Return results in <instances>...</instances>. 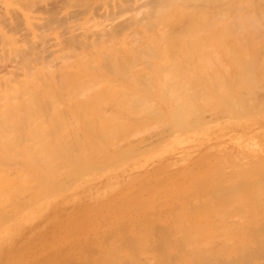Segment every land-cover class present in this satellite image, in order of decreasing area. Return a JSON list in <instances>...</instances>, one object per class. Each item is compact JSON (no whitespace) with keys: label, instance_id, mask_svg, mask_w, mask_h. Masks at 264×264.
Segmentation results:
<instances>
[{"label":"bare ground","instance_id":"bare-ground-1","mask_svg":"<svg viewBox=\"0 0 264 264\" xmlns=\"http://www.w3.org/2000/svg\"><path fill=\"white\" fill-rule=\"evenodd\" d=\"M53 1L55 2V0H0V219L3 218L4 224L7 222L5 225L9 223L8 220L13 225L15 222L12 221L13 218L16 219V215L24 207L28 210L24 209L25 213L32 210L33 214L36 212L35 216L39 215L45 202L51 200L47 198L51 197V194L54 196L52 192L61 188L58 186L65 187L69 184L72 187L77 184L75 182L80 180L76 177L81 175L82 170L74 177L76 172L68 169L71 168L69 164L73 161V156L77 157L72 162L74 165L78 164L77 168L80 169L81 165L82 169L90 167L89 160L100 155H95L98 148L105 153L104 155H107L110 145L111 151L117 148L123 132L114 130L129 128L126 129L129 133L121 129L128 135H122L124 138L121 136L123 142L118 145V151L115 150L123 151V156L121 152L120 156L114 153L116 157L123 158L124 153L127 156L135 155L149 147L138 142L139 134L144 135L153 128L152 140L156 136L157 140L159 134L166 135L164 130L168 126V129L172 130L174 126H178L176 124L183 127V122H186L188 117L194 118H191L194 120L193 124L198 126L204 123L201 115L199 117V113L202 114L203 111H211L209 114H213L212 118L210 117L213 122L209 128L244 130L260 125L259 121L250 124L249 118L245 116L253 114L255 110L264 111L262 108L264 75L260 74H264L261 72L264 69V0H61L57 7L60 11L57 12L56 9V15L53 9L57 1L54 6ZM215 47L218 50H214ZM219 49L221 53L218 55L215 51ZM185 52H190V56ZM196 53H200L201 56L203 54V58H199L200 54ZM222 53L224 57L221 56ZM197 57L201 62L204 61L202 65ZM224 58L229 60L227 69L230 68L229 64L230 66L233 64L231 73L236 70L235 74L227 72L225 69L227 62L223 61ZM215 61L222 66L224 64L225 71ZM196 62H199V67ZM221 70L225 73L224 76ZM214 71L217 73L212 78ZM210 77L211 81L208 82ZM205 80L208 83L204 84ZM230 81L232 83L236 81L235 86L229 84ZM230 85L234 89L231 87L230 89ZM211 87H216L213 90H218L217 94L220 95L213 92L211 94L208 90V88L212 90ZM209 93L216 96L215 99H219L215 100L211 96V104L209 101L206 103ZM159 95L162 99L158 97ZM153 96L158 97L160 101L168 96L172 99L166 100L172 101L168 103V107L173 103L171 104L173 107L177 104L176 109L174 107L172 112L170 106L167 114V106H164L163 102V107L159 106L158 109V105L161 104L157 99L153 100ZM200 97L206 100L203 101ZM191 98H196V103L198 98L199 108L202 107L200 106L202 101L208 104L209 108L203 105V109H198V105H194V99ZM150 99L151 106L155 105L156 109L151 108ZM157 101L159 104L154 103ZM140 104L145 107V113L142 107V110L139 109ZM194 107L198 109L197 112ZM212 107L215 109L210 110ZM158 110L163 113L165 110L166 114L159 111L160 115H165L164 119L157 112L155 115V111ZM223 110H227L226 113H223ZM258 111L255 113L258 114ZM147 113L150 116L154 115L153 119L148 115L151 122L148 118L147 121L151 124L148 122L146 125L147 121L144 122L143 117L140 119L143 123H139L137 128V118L139 120L142 114ZM136 114L139 117H136ZM127 117L133 118L136 121L135 125L133 124L135 121H130L131 124L129 122L131 119ZM166 117H171L175 125L171 127ZM156 118L164 121L162 124L167 122V126L158 124ZM190 118L187 121L189 125L192 121L189 122ZM155 123L158 128L160 126L159 129ZM193 124L191 127L189 125L184 127L190 129L194 127ZM131 125L134 127L131 128ZM140 125L142 127L150 125L152 128L146 127V131ZM135 127L141 132L143 129V133L135 131ZM154 127L159 130L157 135ZM70 128H73L72 131L74 128H80L79 132L83 128L85 130L83 129V133L80 132L81 135L76 132L74 137V132H71ZM91 128L94 130L99 128V136L96 134L98 131L93 135ZM149 128L151 129L148 130ZM60 129L68 132L69 139L76 138L73 139L74 143L83 140L79 141V146L84 145L81 143L85 140L86 145L91 142L92 146L88 145L90 147L88 149L84 147L86 145L81 149L76 147L78 148L76 151L81 150L79 152L82 154L74 155L75 148L71 154L72 139L69 140L66 133L58 132ZM175 129L181 131L179 127ZM172 130L170 131H176ZM130 132L139 133L138 139ZM171 132L169 134H172ZM130 134L136 138L135 141L132 142L134 138H130ZM169 134L168 137L171 136ZM109 135L114 137L112 143L115 142V138L118 139L116 135L119 136L117 140L119 143L117 141L113 143L114 145L110 143ZM148 137L145 139L151 141V137ZM164 137L166 136L161 138ZM126 138L130 145L135 144L137 140L140 146L137 143L136 146L142 145V148H139L141 151L132 152L135 145L130 148L123 140ZM102 139L108 140L106 147H102L106 152L101 150V146H105L103 143L102 145L95 143L98 145L95 150L92 142V140L101 142ZM145 139L143 141L148 143ZM162 139L158 141L162 142ZM186 139L187 137H184L177 143ZM249 141L247 143H250ZM125 142L127 145L123 146L124 151L121 150V145ZM153 142L157 144V141ZM153 142L148 144L155 145ZM77 143L74 146L78 145ZM19 145L20 147L22 145L23 149L18 148ZM127 146L133 150L129 152V149L127 153L124 148ZM260 146L261 150H264V140L260 142ZM82 148L88 152L93 148L94 155L90 152L91 159L89 153ZM83 151L88 155L89 159H85L88 162L83 160L86 157ZM168 151L166 153H170L171 150ZM59 152L62 155L61 159L69 158L71 154L72 160L69 158L65 162L61 161L58 157ZM162 153L150 150L141 161H132L131 164H126L127 166L124 164L122 168L113 169L103 176L104 178L97 176L98 184L90 183L89 188L79 194L92 195L94 202L100 204L95 209L83 207L81 210L84 219L93 218L92 222H98L107 216L110 218L99 228L78 229L81 232L71 234L68 233L71 230L69 228L66 233L62 229L61 234L50 231L47 238L41 237L33 242L36 237L34 236L30 242L36 245L26 247L24 255H9L10 252L1 251L0 264H264V156L260 154L256 159H240L236 164L227 166L215 165L213 162L214 165L209 171L200 169L198 174L200 172L202 174L197 179L186 182L182 187L168 182L166 186L169 187L166 190L165 187L161 188L160 184L155 186L152 184L151 188L144 187L143 190L135 192L131 190L122 192L123 194H120V191L119 195L107 199L108 195L119 191L116 186L124 179L120 178L121 171L129 168L130 171H136L135 175L148 171L144 165L153 160L155 154L161 157ZM112 154L113 151L108 162L107 160L104 162L106 158H102L105 167L101 165V168L109 166V161L115 157ZM104 155L101 157H105ZM99 159L97 160H102ZM99 161L93 164L95 166L91 165L96 171L99 166L96 164H101ZM113 161L116 162L115 159ZM119 161L120 158L117 162ZM60 162L68 164L69 167L66 165L64 168V164L60 166ZM60 167L67 169L69 175L71 173L68 176L75 179L74 182L71 178L75 184L69 181L68 176L63 180L62 175L65 173H62L64 170L59 172L62 169ZM72 168L75 167L72 165ZM89 169L91 173L92 168ZM99 170L101 169H98V173ZM87 175L85 177L82 174L78 178L87 180ZM133 176L132 172L127 175L128 179ZM81 181L83 182L82 179ZM69 188L70 186L66 189ZM47 191L51 194L46 193ZM44 192L46 196L50 195L46 197ZM77 196L78 193H73L67 197L74 200ZM33 204H36L37 208L32 206L34 209H28ZM48 204L50 213L68 207L66 203L56 208L53 207V202ZM119 204L121 205L118 206ZM21 214L17 216H23L22 219L28 218L29 213L25 217ZM8 216L11 218L6 220ZM33 217L31 216V219L34 220ZM63 217L70 219L67 215ZM19 219L24 223L27 221ZM16 220L18 223L16 225H19L18 219ZM3 221L0 220V234L7 233L12 235L9 238H13L14 233L11 234V231L9 234L10 230L7 232L8 227L12 225L2 228ZM32 221L30 220V223ZM86 223L89 224L88 221ZM58 227L55 225L54 229ZM70 227L72 228L71 225ZM38 228L40 229L36 227L34 230H39ZM2 238L0 236L1 241ZM7 238H3L4 241ZM22 241L25 243V238L19 244ZM5 246L7 244H4ZM2 247L3 245L0 248Z\"/></svg>","mask_w":264,"mask_h":264},{"label":"rangeland","instance_id":"rangeland-1","mask_svg":"<svg viewBox=\"0 0 264 264\" xmlns=\"http://www.w3.org/2000/svg\"><path fill=\"white\" fill-rule=\"evenodd\" d=\"M56 1H57V4H56ZM59 1H61V0H55V2L53 3V6H54V4H56L54 7V9H55V11H54V9H53V13L56 15V9H57V7H59L58 5H60V3H58ZM62 2V1H61ZM62 4V3H61ZM60 8H61V6H60ZM58 11L57 12H59L60 10L59 9H57ZM58 14V13H57ZM60 14V13H59ZM55 33V31H53V34ZM214 50L216 49V47L215 48H213ZM213 50V51H214ZM216 50H218V49H216ZM221 50L219 49V51H215L216 53H218V55H219V53H221L220 52ZM196 52V51H195ZM201 52V51H200ZM186 53V52H185ZM188 53V52H187ZM186 53V54H187ZM190 53V52H189ZM188 53V54H189ZM194 53V52H193ZM202 53V52H201ZM204 53V52H203ZM191 54V53H190ZM190 54L188 55V56H190ZM197 54V53H196ZM198 54H200V53H198ZM197 54V55H198ZM195 55V54H194ZM214 55V54H213ZM224 54L222 53V57H224L223 56ZM215 56V55H214ZM183 57H184V55H183ZM195 57V59H196V55L194 56ZM216 57V56H215ZM185 58H186V55H185ZM199 58H203V54H202V56H201V54L199 55ZM198 57H197V60L199 59ZM201 59H199L198 61L199 62H201ZM223 61L224 62H227V64L225 63V65L223 64ZM223 61H222V64H223V66L222 65H220V63L218 64L216 61V64H218V66H222L223 67V70H224V66L226 67L225 69H227V65H228V62H229V60L227 61L225 58L223 59ZM199 62H196L197 63V66H198V64H199ZM204 62V61H203ZM203 62H201V64L200 65H202V63ZM214 62V63H215ZM231 62V61H230ZM196 64H194V66H195ZM216 66V65H215ZM218 66H216V68H218V70H220L219 69V67ZM231 66H233V64L231 65ZM230 66V64H229V66H228V68L229 69H227V72H230L231 73V67ZM199 67V66H198ZM198 67H196V70H198L197 68ZM235 67V69L237 68L238 69V67H236V66H234ZM215 68V67H214ZM222 69V68H221ZM223 70H221L220 72H222ZM228 70H230V71H228ZM239 70V69H238ZM215 71H216V69H215ZM215 71H214V74L213 75H211V77L213 78V76H215L216 75V73H215ZM225 71V70H224ZM236 71V70H235ZM234 70L232 71V73H231V75H233V74H235L234 72H235ZM240 72V71H239ZM238 72V73H239ZM261 72H264V69H262L261 70ZM222 73H224V72H222ZM221 73V74H222ZM229 73V74H230ZM228 74V75H229ZM257 74H259V73H257ZM261 74V76L262 75H264V74H262V73H260ZM259 74V75H260ZM223 76L225 75V73L224 74H222ZM227 75V74H226ZM227 75V76H228ZM258 75V76H259ZM230 76V75H229ZM237 76V75H236ZM235 76V77H236ZM211 77H210V79H208L207 81L208 82H210L211 81ZM226 77V76H225ZM231 78H232V76H231ZM226 79H230V78H226ZM233 79H234V76H233ZM237 79V78H236ZM235 79V80H236ZM206 80L203 82L204 84L205 83H208ZM231 81H234V80H231ZM230 81V83L229 84H231L232 82ZM237 81V80H236ZM235 81V82H236ZM191 82V81H190ZM229 82V81H228ZM235 82L234 83H232L234 86H235ZM152 83V82H151ZM155 84H156V82H154ZM192 83V82H191ZM213 83V82H212ZM155 84H153L154 86H155ZM183 83H181V85H182ZM180 84H179V86H181ZM156 86H158L157 84H156ZM206 86V85H205ZM208 86H209V84H208ZM207 86V87H208ZM182 87V86H181ZM206 87V88H207ZM231 87V85L229 86V88ZM156 88V87H155ZM205 88V87H204ZM205 88V89H206ZM213 88H216V87H211V89L213 90ZM232 89H234L233 87H231ZM230 88V89H231ZM208 90L209 91H211V94H215V95H220L219 93L217 94V91L218 90H216V89H214L213 91L212 90H210L209 88H208ZM216 91V92H215ZM213 92V93H212ZM231 92H232V90H231ZM157 94V93H156ZM156 94H154L155 96H156ZM207 94V93H206ZM112 95H115V94H112ZM158 95V94H157ZM209 95H210V93H209ZM108 96H110V95H108ZM121 97H122V95H120ZM155 96H153V100L154 99H162L161 97H160V95L158 96V97H156V98H154ZM207 96V95H206ZM214 97V99H215V97L216 96H214V95H210L209 96V98H207L208 100H206L204 97H203V99H201V97H200V99L201 100H206L205 102L207 103V101H209V103L211 104V102L212 101H210V97ZM217 96V97H218ZM115 97H117V96H115ZM151 97V96H150ZM165 97V96H164ZM208 97V96H207ZM233 97H235V96H233ZM120 98V97H119ZM152 98V97H151ZM172 100V99H169V97L167 96V98H164V100L162 101H160V100H158L159 101V103L161 104V105H158V109H159V106H160V108L161 107H163V104H162V102L164 103V106H167L166 108H167V110L169 109V107L170 108H172V112H174V107H175V109H176V105L177 104H175L174 105V107L171 105V104H173V103H171V104H169V107H168V103H170V102H172V101H166V100ZM194 99V100H193ZM195 99L196 98H191V100H193L194 102H195V104L194 105H196L197 103H198V98H197V103H196V101H195ZM199 99V102L201 101ZM216 99H219V98H216ZM215 99V100H216ZM220 99H222V98H220ZM183 100H184V98H183ZM186 100V99H185ZM184 100V101H185ZM212 100H213V98H212ZM158 101L157 102H154V103H158ZM203 101L202 102H200L201 103V105L200 106H202L201 108L203 109V105L204 106H207L208 104H205V103H203ZM218 101V100H217ZM217 101H216V103H217ZM223 101V100H222ZM151 103V99L149 100V104ZM153 103V104H154ZM158 103V104H159ZM182 103V102H181ZM220 103V102H219ZM218 103V104H219ZM143 105H144V102L142 103ZM142 104H140V107H139V109L143 106ZM146 104V103H145ZM152 104V105H153ZM199 104V103H198ZM197 104V105H198ZM214 104H215V102H214ZM217 104V105H218ZM142 105V106H141ZM216 105V106H217ZM150 106H151V104H150ZM156 106H157V104H156ZM215 106V105H214ZM196 107V106H195ZM193 108L194 110L196 109V108ZM208 108H209V106H207ZM211 107V106H210ZM230 107V106H229ZM232 107V106H231ZM230 107V108H231ZM143 108V107H142ZM142 108H141V110H142ZM151 108H155L156 109V107H155V105H154V107H152L151 106ZM165 108V107H164ZM198 109H201V108H199V105H198V107H197ZM214 107H212L210 110H212ZM228 108V107H227ZM226 108V109H227ZM229 108V109H230ZM262 108H264V106H262ZM144 109H145V107L143 108V112H144ZM154 109V110H155ZM198 109H196V112H197V110ZM205 109V108H204ZM215 109V108H214ZM166 110V109H165ZM165 110H164V113L162 112V111H160V110H158V111H155V115L157 114V113H159V111L160 112H162V114H166L165 113ZM166 110V111H167ZM170 110V109H169ZM169 110L167 111V114L169 113ZM261 110V109H260ZM142 111H141V113H142ZM150 111V110H149ZM203 111V110H202ZM218 111V110H217ZM216 111V112H217ZM227 111V110H226ZM226 111H224L223 110V113H226ZM256 111H258V110H255L254 111V113L253 114H247L245 117H247V118H249L248 119V121H250L249 123L250 124H252V123H257L258 121L260 122V125L259 126H257V127H254L253 129H247V128H245L244 130L242 129V128H217V127H215V128H209V126L211 125V123L213 122V120H210L211 118H212V116H213V114L212 115H210L209 114V112H211V111H203L204 112V114H203V112H202V114L201 113H199V117H200V115H201V117H202V119L201 120H204V123H202V124H200V119H199V124L200 125H198V126H195L194 124H193V121L194 120H192V119H194V118H190V117H188V119L190 118V120H189V122H190V125H194V127L193 128H188V127H186L187 125H189V123H187V121H188V119H187V121L186 120H184V121H186V122H183V124L184 125H186L185 127L186 128H188V130H185L186 128L184 127V125H183V127L185 128H183V127H181V125H179V124H176V125H178L177 127H179V129L181 130V131H178V130H176L175 128H177L176 126H174L175 128L173 129V130H176V131H173L172 130V128L171 129H168L169 128V126L165 129V130H167V131H169L168 133H167V131H165L164 130V132L166 133V135L164 134H162L161 133V130L163 131V129H161L160 130V133L163 135V136H166V137H168L167 135L171 132L170 130H172L173 132H171L172 134H169V135H171V136H169L168 138H166V137H164L163 139L161 138V137H163L162 135H158L159 137H158V139H162V142L160 141H158V139L157 140H155V138H157V136L154 138V140H152L153 138H152V130H153V128H152V126H150V125H148V126H143L144 128H145V130H146V127H151L152 128V130H150L151 128H149L148 130H150V132H146V133H149L150 135H148L147 136V134L145 133L144 135L142 134H139V133H131V134H134V137L136 136V138H137V135L139 134V136L141 137H139V139H138V142L140 141V142H142V143H140V144H142L143 146L145 145V147L146 146H149L148 148H144L143 150L144 151H141L139 148H142V145H141V147H138V146H140V145H138L139 143H137V140H136V142H134L135 144H133L132 143V145H135V149L133 150V149H130V148H133L132 147V145H130L129 144V142L127 141L128 140V138L130 137V135H129V137L128 138H126V139H123V140H125L127 143H128V145H130V148L127 146V147H124V148H126V151H127V153H128V150H129V152L131 151V150H133L132 152H138V150L139 151H141L140 153H138V154H136L135 153V155H133V154H128V156H129V158H127L128 156H127V154H125L124 153V157H125V159H123V158H121L122 156H123V151L121 152L122 153V156L121 157H119L120 155H119V153L120 152H117L118 151V145L119 144H121L123 141H122V138H121V136L122 135H128L127 133H129V132H127V130L129 129V128H121V129H123L124 131L126 130V132L127 133H125L124 131H122L121 129L120 130H117V131H115L114 129V132H120L121 131V133H122V135L120 136L118 133H117V135H119L120 136V143H119V141H117L118 139H119V136H117L116 135V137H118V139H116L115 138V142L117 141V143H119V144H117V148L116 149H112V151H113V154H112V156L114 157H116V153H118V155L119 156H117L116 158L114 157V159H115V161L116 162H114L113 160V157H112V159L113 160H111V161H113L112 163H111V161H109L110 163H108V165L109 166H107L106 165V168H103V167H105L104 165L105 164H102V161H103V159L102 158H106V159H104V162H106V160H107V162H108V160H110L111 158H110V156L109 155H111V153H112V151H111V148H112V145H110V143H112V140H113V138H112V136L114 135H109V136H111V141H109L110 143H109V145L111 146V148H110V146L108 147V151L106 152V151H104L105 150V148L103 149L102 147H106V141H108V140H104V139H102V140H104V141H102L101 140V142H100V140L99 141H94V140H92V142H93V144H94V146L96 147L95 148V150L97 149V147H98V145L96 146L95 145V143L96 144H98V143H103V145H105V146H101V150H103V152H106L107 153V155H104L105 153H102V151H100L99 149L100 148H98L97 149V152L96 153H98V150H99V153L98 154H96L95 153V155H99V156H93L92 157V159H95V160H97V159H99V158H101L102 160L101 161H99V160H97V161H99L98 163H101V164H96V166L97 165H99L98 166V169H101V171L98 173V169H97V171H96V169H93L94 167H91V165H93V164H95V162H97V161H94V160H92L90 157H91V154L93 153V148L92 149H89L90 150V152H91V154H90V152H88V150H85V148L83 149L84 151H86L87 153H89L88 155H90L89 156V158L91 159V160H89V162H88V160H85L86 158H87V156L88 155H86V154H84L85 152L83 151V154L84 155H86V157H84V159L83 160H85V161H87L88 162V164L90 165V167L88 166V164L87 165H84L85 167L86 166H88V168L86 167V169H82L83 168V165H81V167H80V165H79V167H80V169L79 168H77L76 166H78V164L77 165H74V164H72V162L74 161V159H77V157L75 156H73V161L72 162H70V161H68V162H70V164H69V166L71 167V168H68V169H70V171L72 170L73 171V173H75L74 175V177H76L79 173H78V171H81V172H84V173H81L80 172V174L81 175H78V177L79 176H82V174L85 176V175H87L88 174V172H89V174L87 175V180H85L86 178H81L82 180H83V182L81 181V179L80 178H78V177H76V179H78V180H80V181H77V182H75V179H73L72 177V179H73V181L75 182V183H77V184H75L73 181H72V179L69 177L70 175H71V173H70V175L68 174V172L66 171V170H64V168H66V167H64V166H68V164H64V162H65V160L67 161L69 158L72 160V156H71V154H73V150H74V148H75V150L74 151H76L78 148H76V147H80V149H81V147H83L84 145H86V140L84 141V143H81L82 141L81 140H79V141H81L80 143L81 144H84V145H80L79 146V141H78V145H75L74 146V144H76V143H74L73 142V139L74 140H76V138H71L70 137V139H72L71 141H70V143L71 142H73V143H71V145H70V147H73V148H71L72 149V151H70V152H72L71 154H70V156H69V158L68 157H66V158H64L63 157V159H61V157H62V155L60 154V152H59V154H57V155H59L58 157H60V159H61V161H64L63 163L62 162H60V164H57V166L58 165H60V166H62L63 164V167H60V168H62L61 169V171L59 170V172L61 173L63 170L64 171H66V172H62V173H67V175H62V176H60V177H62L63 178V180H64V178L66 179V177L68 176L69 177V181L71 180V182H73L75 185H72V187H71V185H69L68 183H66V184H68V185H66L65 187H62L63 185H60V186H58L60 189H56L57 191H55V192H52L53 194H54V196L50 193V192H46V193H50L51 194V197H53V198H51V197H49V198H47V199H51V200H49V201H47V202H45L46 204H47V208H46V204H45V206H43L42 207V210H41V207H40V210H38L37 209V211H40V212H42V213H40L38 216L36 215H34L36 212V208H37V206H36V204L34 205H31V206H29V208L28 209H34V208H32V206H34V207H36L35 208V213L33 214V211L32 210H30L29 212H27L28 210H27V208H23L22 209V207H21V209L22 210H24V209H26L27 211V213H29V215H28V218H26L27 219V221H26V219H22V217H18L17 215H19V214H21L22 212L20 211L19 212V214H15L16 215V219H18V222H19V225H16V224H18L16 221V219H14L13 218V220L12 221H15V222H13V225L14 226H16L17 228H19V229H17L16 227H14L11 223V221L10 220H8V219H10L11 218V216L9 217H7V219L6 220H8V224L7 225H5L4 224V222L5 221H3V218H1L0 220H2L3 221V226H2V224H1V226H2V228L3 227H5V228H7L8 226H11V227H8V229H7V232L9 231V234H10V232H11V234H13V238H9V236H12V235H7V233H6V231H5V233L6 234H4V233H2L3 235H1L0 234V236L1 237H3V238H7V236H8V238L7 239H5L6 241H4V239L2 238V241L0 240V247L3 245V247L2 248H0V252L2 251V252H5V251H8V252H10L11 254H9V255H24L25 254V251H26V247L27 248H29V247H32L33 245H36V244H34V243H31L32 242V240L31 239H33V237L34 236H36V237H34V239H33V242H35V241H37V239L38 238H41V237H48L49 236V233H51L52 231L54 232V233H57V234H61V232H63V230L62 229H64V232L66 231V232H68V228L69 229H71V230H69V234H71V233H79V232H81L80 230H85V229H97V228H99L100 227V225L102 224V223H104V222H106L107 221V219L109 220L110 218H108V216H107V218H105V219H100L101 221H98V222H92V219L93 218H91V219H84V214H83V210H81L83 207L84 208H86V207H88V209L89 208H93V209H95V208H98L99 207V203H96V202H94V198H93V196L92 195H89V194H87V195H80L79 196V194H81V193H83L84 192V190H87L88 188H89V185H91L90 183H96V184H98L97 183V176H101L102 178H104L103 176H106L108 173H110L111 172V170H113V169H116V168H119V167H123V165L124 166H127L128 164H131V162L132 161H135V162H137V161H141L142 160V158H143V156H145L147 153H148V151H156V152H158V153H162L163 151H165L164 153V155H163V153L161 154V155H163V156H161V157H158V156H156V154H155V156H154V159L153 160H150V161H148L145 165H144V167H146V168H148L149 170L148 171H143V172H141V173H139V174H134V173H136V171L135 170H132V171H130V169L129 168H126V169H124L123 171H121L120 172V178H124V179H122V180H120V185H118V186H116V189H118L119 191L117 192H114V193H112V194H110V195H108V197H107V199H111V198H113V197H115L116 195H119L118 193L121 191V193L120 194H123L122 192H129V191H131L132 190V192H135V191H137V190H139V189H141V190H143V188L144 187H148V188H151L152 187V184L155 186L156 184H160V186H161V188L162 187H165V189L166 190H168V187L169 186H166L167 185V183L168 182H170V183H172V185H177L178 187H182V185L183 184H185L186 182H189V181H192V180H195V179H197L198 178V176L200 175V174H202L201 172L198 174V172H199V170L200 169H203L204 171H209L213 166L212 165H214V163H215V165L217 164V165H225V166H227L228 164H236V162H237V160H240V159H244V158H248V159H256V158H258V156H260V154H261V156H264V150H261V148H262V146H260V142L262 141V140H264V119H262V118H264V117H262V115H264V111H261V112H259L258 111V114L257 113H255ZM138 112V111H137ZM139 112H140V110H139ZM157 112V113H156ZM200 112V111H199ZM145 113V112H144ZM150 113H151V111H150ZM221 113V112H220ZM250 113H252V112H250ZM139 114V113H138ZM152 114V113H151ZM215 114H217V113H214V115ZM257 114V115H256ZM137 115V114H136ZM148 115H149V117H151L150 119H153L154 118V115L153 116H150V114L149 113H147V115H141L140 117L137 115L136 117H139V120H138V118H137V121H138V123H136V118L135 117H133V116H131V117H133V118H135V120L133 119V118H129V117H127V118H129V119H131V120H129V122L130 121H135V122H133V124L135 125V123L137 124L136 126H137V128L139 127V123H143V121L142 120H144V119H142L141 121L142 122H140V119L141 118H143V117H145V121L144 122H146L149 118H148ZM160 117L162 116V118L164 119V117H165V115H160V113L158 114ZM135 116V115H134ZM191 116H193V114H191ZM219 116V115H218ZM223 116V115H222ZM256 116V117H255ZM257 116H259V117H257ZM156 117H158V116H156ZM194 117V116H193ZM211 117V118H210ZM215 117V116H214ZM224 117V116H223ZM262 117V118H261ZM148 118V119H147ZM167 118V121H169L170 123H171V127H172V125H175V121H173L172 119H171V117H166ZM166 118H165V122H166ZM168 118H170V119H168ZM224 118H227V117H224ZM149 119V121L151 122V120ZM157 119V123L158 124H160V125H163V127H166L167 126V122H166V124H162V122L164 123V121H160V120H158V118H156ZM230 119V118H229ZM254 119V120H253ZM162 120V119H161ZM175 120V119H174ZM149 121H147V123H146V125L148 124V122ZM156 121V120H155ZM247 121V122H248ZM149 122V123H150ZM153 122H154V120H153ZM197 122V120L194 122V123H196ZM131 123V122H130ZM170 123H168V125L170 124ZM186 123V124H185ZM132 124V123H131ZM145 124V123H144ZM151 124V123H150ZM153 124V123H152ZM156 124V123H155ZM134 125H133V127H134ZM142 125V124H141ZM140 125V126H141ZM189 125V126H190ZM155 126V125H154ZM156 126H157V124H156ZM155 126V127H156ZM250 126V125H249ZM249 126H248V128H249ZM131 128H133L132 127V125L130 126ZM142 127V126H141ZM142 127V128H143ZM155 127H154V129H155ZM182 129H184V130H182ZM191 127V126H190ZM156 128H158V126L156 127ZM159 128H160V126H159ZM158 128V129H159ZM61 129H64V128H61ZM59 130L58 132H60V131H62V130ZM67 129V128H66ZM71 129V128H70ZM76 129H78L77 131H76ZM79 129L80 128H74V131H72L73 130V128L70 130L71 132H74L73 133V136H74V134H76V132L77 133H79V135H81L82 133H83V129L85 130V128H83L82 130H80V132L82 131V133H80L79 132ZM88 129H90V128H88ZM97 128H95V130L93 129V128H91V130H93V132L91 131V133H94L93 135H95V133L98 131V129L96 130ZM112 129V128H111ZM69 130V128L67 129V131ZM113 130H112V132H113ZM156 130V131H155ZM154 130V132L156 133V135L158 134V132H159V130H157V129H155ZM63 131H65V129L63 130ZM62 131V132H63ZM89 130L87 131L86 130V132H90ZM106 131V130H105ZM108 131H110L109 129H108ZM132 131H133V129H132ZM135 131H138V130H136V127H135ZM140 131V130H139ZM138 131V132H139ZM147 131V130H146ZM183 131V132H182ZM211 131V132H210ZM62 132H61V134H62ZM70 132V133H71ZM99 132L100 131H98L96 134H98V136H99ZM111 132V133H112ZM113 132V133H114ZM145 132V131H144ZM153 132V134H155ZM176 132H177V134H176ZM178 132L180 133V134H178ZM66 132H63V134H65ZM140 133H143V129H142V132L140 131ZM66 135L68 136L67 138L69 139V135H68V132L66 133ZM65 135V136H66ZM152 135V136H151ZM249 135V136H248ZM71 136V135H70ZM72 136V137H73ZM76 136V135H75ZM74 136V137H75ZM144 136V137H143ZM146 136V137H145ZM161 136V137H160ZM194 136V137H193ZM123 138L125 137V136H122ZM133 137V135H131V137L130 138H132ZM133 137V138H134ZM145 139V138H150L151 137V141H150V139H148V140H146V142H148V143H152L153 141H157V144H155L154 142V144L155 145H149L148 143H145L143 140V138ZM184 137H187V139H188V137H189V140H185V141H183V142H181V141H179L178 143H177V141L178 140H180V139H183ZM129 138V139H130ZM136 138H134V140H132V142L133 141H135V139ZM166 138V139H165ZM68 139H67V141H68ZM69 139V140H70ZM143 139V140H142ZM193 139H195V140H193ZM131 140H129L130 141V143H131ZM142 140V141H141ZM250 140V141H249ZM87 141H89V140H87ZM122 141V142H121ZM150 141V142H149ZM176 141V142H175ZM247 141H249L250 143H247ZM86 142V143H85ZM115 142H113V143H115ZM126 142H125V144L123 143V145H121L122 147V149L121 150H124L125 151V149H123V146H126L127 144H126ZM159 142V143H158ZM175 142V143H174ZM68 143H69V141H68ZM108 143V142H107ZM112 143V144H113ZM136 143H137V145L138 146H136ZM172 143H173V145H172ZM72 144H73V146H72ZM91 144V142H89L86 146H84V147H87V149L88 148H90L91 146H92V144ZM147 144V145H146ZM69 145V144H68ZM88 145L90 146V147H88ZM102 145V144H101ZM114 145V144H113ZM100 146V145H99ZM21 147H22V145H21ZM20 147V145L18 146V148H20V149H23V147L21 148ZM55 147H58V146H55ZM68 147V146H67ZM136 147L138 148L137 150H136ZM165 147V148H164ZM168 147V148H167ZM59 148V147H58ZM109 148H110V150H109ZM114 148V147H113ZM63 149H64V146H63ZM65 149H67V148H65ZM69 149V148H68ZM107 149V148H106ZM171 151H170V150ZM115 150H117V151H115ZM169 150L170 151V153H166L167 151ZM261 150V151H260ZM65 151V150H64ZM68 151V150H67ZM79 151H81V150H78V151H76V152H74V155L77 153H79V155H81L82 154V152H79ZM115 151V152H114ZM168 151V152H169ZM16 152H18V151H16ZM102 153V155H104L105 157H101L102 155H101V153ZM111 152V153H110ZM58 153V152H57ZM81 153V154H80ZM108 153H110V154H108ZM114 153L116 154V155H114ZM120 153V154H121ZM76 154V155H77ZM84 155H82V156H84ZM92 155H94V154H92ZM127 157H126V156ZM133 155V156H132ZM78 156V155H77ZM107 156H109V157H107ZM81 157V156H80ZM97 159H96V158ZM89 158H87V159H89ZM108 158V159H107ZM119 158H120V161H121V163H120V161L119 162H117L118 160H119ZM127 158V159H126ZM78 160H79V157H78ZM83 160H82V158H81V161L83 162ZM160 160H162V161H160ZM60 161V160H59ZM80 161V162H81ZM84 161V162H85ZM93 161V163H91L90 164V162H92ZM157 161H159L158 162V164L156 165V162ZM103 162V163H104ZM128 162V163H127ZM212 162V163H211ZM214 162V163H213ZM217 162V163H216ZM75 163V162H74ZM86 163V162H85ZM73 165V167H75L74 169L72 168V165ZM107 164V163H106ZM112 164V165H111ZM127 164V165H126ZM101 165L103 166L102 168H103V170H102V168H101ZM154 165H155V167H154ZM11 166V165H10ZM68 166V167H69ZM93 166H95V165H93ZM112 166H114V167H112ZM11 167H13V166H11ZM100 167V168H99ZM205 167V168H204ZM59 168V169H60ZM89 168H92L91 169V173H90V169ZM10 169H12V168H10ZM76 169V171H74ZM87 169H89V171H84V170H87ZM94 170H95V172H94ZM69 171V172H70ZM132 172V175H134L133 177H131V178H129L128 179V177H127V175L128 174H130ZM95 175H94V174ZM98 173V174H97ZM92 174V175H91ZM102 174V175H101ZM94 175V176H93ZM154 175V176H153ZM57 176H59V175H57ZM65 176V177H64ZM185 176H189V178H184ZM86 177V176H85ZM97 177V178H96ZM125 177H127V178H125ZM144 178V179H143ZM149 178V179H148ZM68 179V178H67ZM89 179H91V180H89ZM88 180H89V182H88ZM66 181V180H65ZM68 181V180H67ZM66 181V182H67ZM68 181V182H69ZM129 181V183H126V182H128ZM71 182H69L70 184H72ZM80 182V183H79ZM65 183V182H64ZM126 183V184H125ZM65 185V184H64ZM70 186V188L69 189H66V188H68V187ZM77 186V187H76ZM63 188H64V190H63ZM76 188V189H75ZM62 189V190H61ZM66 189V190H65ZM102 189V188H101ZM136 189V190H135ZM62 191V192H60V191ZM59 192V193H58ZM56 193V194H55ZM73 193H78V196H77V198H75L74 200L73 199H71V198H69V197H67L68 195H70V194H73ZM44 194H45V192H44ZM50 194H47L48 196L50 195ZM45 196H46V194H45ZM48 196H46V197H48ZM64 198V199H63ZM120 199V198H119ZM51 203V202H53V207L54 208H56L57 206H61L62 204H64V203H66L67 204V206L68 207H66V208H63V209H60V210H58L57 212H54L53 211V213H50V211L48 210V207H49V204L48 203ZM37 205H38V203H37ZM44 205V204H43ZM121 204H119L118 206H120ZM31 207V208H30ZM44 207L46 208V209H44ZM20 208V207H19ZM17 209V208H16ZM18 211V210H17ZM60 211V212H59ZM31 212H32V214H31ZM14 213H15V211H14ZM24 213H25V210H24V212L21 214V215H24ZM27 213H25V215H24V217L25 216H27ZM39 213V212H38ZM112 213H114L113 211H112ZM33 217V215L35 216V218H34V220L33 219H31V216ZM64 215H67V216H69V218L70 219H68V218H66V219H64ZM30 216V217H29ZM12 217H13V215H12ZM18 217V218H17ZM19 218H21L22 219V221H26L25 223L24 222H21V220L19 219ZM99 219V218H98ZM113 219V218H112ZM5 220V219H4ZM30 220L32 221L31 223H30ZM70 221H71V223H70ZM85 221V222H84ZM86 221H88V223L89 224H87L86 223ZM21 223H23V224H21ZM84 223H86V225H84ZM10 224V225H9ZM45 224V225H44ZM67 224V225H66ZM44 225V226H43ZM55 225H58L59 227L58 228H55L54 229V226ZM70 225L72 226V228L70 227ZM20 226V227H19ZM36 227H40V229L39 230H34ZM14 228V229H13ZM12 229V230H11ZM15 229H17L16 231H15ZM78 229H80V230H78ZM19 231V232H18ZM31 231H33V233L31 232ZM35 231V232H34ZM51 231V232H50ZM18 232V233H17ZM65 232V233H66ZM31 234L30 236L28 235V234ZM36 234V235H35ZM63 234V233H62ZM28 235V236H27ZM15 236V237H14ZM27 237V238H26ZM24 238H25V243H24V241H22V243H20L19 244V242L23 239L24 240ZM36 238V239H35ZM27 239V240H26ZM12 240V241H11ZM31 241V242H30ZM9 243V244H8ZM18 243V244H17ZM2 244V245H1ZM4 244L6 245L7 244V246H5L4 247ZM17 246V247H16ZM15 247V248H14ZM64 247H65V245H64ZM4 248V249H3Z\"/></svg>","mask_w":264,"mask_h":264}]
</instances>
